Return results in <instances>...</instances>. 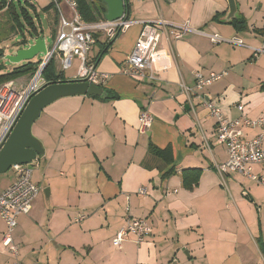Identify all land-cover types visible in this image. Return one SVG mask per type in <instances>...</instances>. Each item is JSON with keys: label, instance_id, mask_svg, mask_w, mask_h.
I'll use <instances>...</instances> for the list:
<instances>
[{"label": "crops", "instance_id": "crops-1", "mask_svg": "<svg viewBox=\"0 0 264 264\" xmlns=\"http://www.w3.org/2000/svg\"><path fill=\"white\" fill-rule=\"evenodd\" d=\"M125 2L135 23L96 65L107 76L103 95L112 99L61 97L32 124L43 155L36 157L31 181L41 189L29 213L17 218L12 236L16 257L2 244L6 225L0 218V264H264V186L236 173L218 174L215 165L225 163L227 155L215 141L214 119L199 98L190 106L179 88L180 83L192 87L195 71L204 76L225 71L203 90V98L214 101L231 121L241 114L264 118V53H254L264 46V0H235L241 28L232 19L224 21L226 0ZM158 19L188 23L194 31L226 40L237 37L244 46L212 44L195 32L177 41L162 36L159 47L172 57L170 68L154 82L125 76L124 60L141 22ZM92 52L95 57L97 48ZM75 75L76 70L63 77L71 81ZM18 80L25 85L30 77ZM237 105L243 107L241 113ZM142 109L151 115L145 135L137 131ZM240 131L246 140L259 133ZM151 145L160 150L169 146L172 164L152 155ZM188 169L200 171L189 189L181 175ZM262 170L253 168L255 174ZM15 175L2 182L0 192L15 182ZM141 187L147 190L144 196L138 194ZM78 216L83 219L75 223ZM128 216L145 219L150 235L139 244L130 238L116 248L112 239Z\"/></svg>", "mask_w": 264, "mask_h": 264}, {"label": "built area", "instance_id": "built-area-1", "mask_svg": "<svg viewBox=\"0 0 264 264\" xmlns=\"http://www.w3.org/2000/svg\"><path fill=\"white\" fill-rule=\"evenodd\" d=\"M10 1V0H9ZM171 1V0H168ZM55 9L56 21L54 25L53 46L47 50V55L40 63L36 73L27 84H17L9 81L0 86V149L3 147L30 99L37 94L47 83L41 78V72L49 62H53L55 69L63 73L69 70L76 60L77 69L73 80H85L89 84L102 86L107 76L96 70L95 57L90 53L96 47L97 41L111 42L120 34L126 32L135 22L130 20L125 12L115 21L99 20L85 22L79 13L74 0H50ZM188 32H195L205 36L212 44L227 43L232 46L243 47L241 39L232 37L223 39L217 34H207L192 30L188 23L169 24L161 19L157 21L141 22V30L130 51L124 60L122 73L136 81L154 82L157 74L170 68L172 57L159 47L160 38L167 40H181ZM255 54L264 53V46L254 49ZM225 71L210 72L204 76L200 72H193V85L186 87L179 84L181 92L186 96V102L191 106L193 98H199L202 106L214 119L215 141L223 146L227 160L215 165L220 176L227 172L264 186V118L248 119L242 114L235 120L226 119L222 110L214 101L203 98V90L222 79ZM241 113L243 107L236 106ZM151 124V115L148 110H140L137 131L140 135L147 134ZM240 128L258 129L259 133L252 139L241 138ZM29 165H14L11 167L17 174V179L6 190L0 192V218L6 228L2 244L8 248L13 257L18 254V247L13 243V231L17 218L27 215L32 202L38 195L40 188L31 181L32 170ZM254 166L263 168L261 174L253 172ZM173 192H176L174 190ZM144 187L138 189V194L146 195ZM170 193L165 192L168 196ZM129 212V207H126ZM78 216L75 223L82 221ZM150 235V228L145 219L127 217L124 224L112 239V244L120 248L122 242L133 238L137 244ZM13 264H22L14 261Z\"/></svg>", "mask_w": 264, "mask_h": 264}, {"label": "water", "instance_id": "water-1", "mask_svg": "<svg viewBox=\"0 0 264 264\" xmlns=\"http://www.w3.org/2000/svg\"><path fill=\"white\" fill-rule=\"evenodd\" d=\"M106 6V21H115L124 12L123 0H103ZM228 12L225 22H229L238 14L235 0H226ZM37 55H47L44 38L32 40L25 48L15 50L4 56L13 65L31 61ZM101 87L89 84L85 80H71L66 82L47 83L28 102L9 138L0 149V174L6 173L14 165H30L36 161L37 156L43 155L40 142L31 133L33 122L40 112L56 99L73 95L102 96Z\"/></svg>", "mask_w": 264, "mask_h": 264}, {"label": "trees", "instance_id": "trees-1", "mask_svg": "<svg viewBox=\"0 0 264 264\" xmlns=\"http://www.w3.org/2000/svg\"><path fill=\"white\" fill-rule=\"evenodd\" d=\"M74 1L76 3L79 13L81 14L85 22H96L99 20H104L106 14V6L103 0H74ZM125 1L126 0H123L124 12L127 14V6ZM31 9L33 10V12H35L33 6ZM44 12L51 13V19H49L50 20L49 28L51 31V39L53 41L54 25L56 21L55 9H53L52 5L49 4L44 8ZM238 18L239 17L236 16L234 19L231 20V23H234L235 26H239L241 28V26L244 25V21ZM38 26H39V31L37 29L34 18L26 11L25 8L21 9V15H20L16 7L14 6L13 0L10 1L0 0V45L7 39L17 34H21L23 36V41L19 43L20 46H25L32 40L38 38H44L39 21H38ZM25 34L29 36V40L27 41L25 40ZM114 40L111 42L97 41L96 44L97 54L94 59L95 65H97L98 61L107 52V50L110 48ZM3 57H4V53L3 50L0 48V86L6 82L14 81L20 77L27 76L32 78L41 63V61H35V62L29 61L23 63L22 65L7 70L4 67V65L1 64ZM41 78L46 83L66 82L62 73L56 71L53 62H49L45 66V68L41 72ZM260 90L264 91V83L260 85ZM93 98H103L106 100L112 99V97L109 94L105 96L102 95L100 97L93 96ZM149 151L152 155L159 158L166 166L172 164L173 162L172 152L169 146L166 147L165 149L160 150L151 145L149 147ZM172 170L173 168L167 170L163 174V177L169 176L172 173ZM181 173H182L181 174L182 183L187 189H189L192 184L196 183L200 171L197 169H188V170H183Z\"/></svg>", "mask_w": 264, "mask_h": 264}, {"label": "rangeland", "instance_id": "rangeland-1", "mask_svg": "<svg viewBox=\"0 0 264 264\" xmlns=\"http://www.w3.org/2000/svg\"><path fill=\"white\" fill-rule=\"evenodd\" d=\"M14 6L16 7L18 13L21 15V9L25 8L26 11L34 18V21L36 23L37 29L39 31V26H38V21L40 22V27L42 29V33H43V37L46 41V45L47 48L50 50L53 46V41L51 39V31L49 28V19H51V13L49 12H44V8L50 4V0H13ZM32 6L34 7L35 12H33V10L31 9ZM25 40H29V36H27V34H25ZM23 41V36L21 34H17L12 36L11 38L7 39L6 41H4L1 45L0 48L3 50L4 56H7L9 54H11L12 52H14L15 50H18V48L22 49L25 48V46H20L19 43ZM94 54H96V47L94 48L93 52ZM44 60V56L43 55H37L35 58H33L31 61L35 62V61H43ZM1 64L4 65V67L9 70L13 67L22 65L23 63H20L18 65H13L10 62H8L7 60H2ZM77 67V62L76 60L73 61V67L71 68V70L64 72V77L68 78L70 76H73L75 73ZM22 78V77H20ZM18 78V79H20ZM14 80L17 84H19L21 82V80ZM18 81V82H17ZM104 84V83H103ZM102 84V85H103ZM34 164L35 161L30 164L28 167L34 172ZM16 172L13 171L12 169H9L6 173L4 174H0V185H2V182L10 177H15ZM34 175V173H33ZM41 189V186H39Z\"/></svg>", "mask_w": 264, "mask_h": 264}]
</instances>
